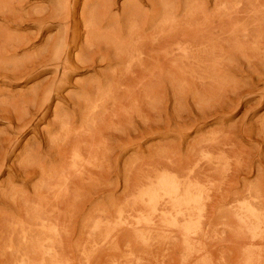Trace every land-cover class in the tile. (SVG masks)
Returning a JSON list of instances; mask_svg holds the SVG:
<instances>
[{"label": "rangeland", "instance_id": "rangeland-1", "mask_svg": "<svg viewBox=\"0 0 264 264\" xmlns=\"http://www.w3.org/2000/svg\"><path fill=\"white\" fill-rule=\"evenodd\" d=\"M0 264H264V0H0Z\"/></svg>", "mask_w": 264, "mask_h": 264}, {"label": "bare ground", "instance_id": "bare-ground-1", "mask_svg": "<svg viewBox=\"0 0 264 264\" xmlns=\"http://www.w3.org/2000/svg\"><path fill=\"white\" fill-rule=\"evenodd\" d=\"M166 47V46H165Z\"/></svg>", "mask_w": 264, "mask_h": 264}]
</instances>
